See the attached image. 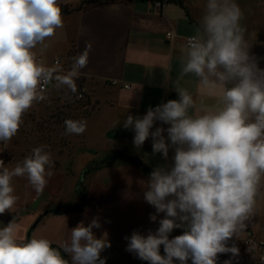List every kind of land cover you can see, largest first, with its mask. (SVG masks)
<instances>
[{
	"label": "clouds",
	"instance_id": "clouds-1",
	"mask_svg": "<svg viewBox=\"0 0 264 264\" xmlns=\"http://www.w3.org/2000/svg\"><path fill=\"white\" fill-rule=\"evenodd\" d=\"M243 19L236 0H207L195 35L180 46L182 66L174 88L179 99L149 107L142 117L128 115L123 122L134 131L137 149L151 137L153 155L167 160L174 152L171 165L156 166L141 181L144 200L155 209L149 219L155 222L164 214L158 229L124 237L125 250L148 264H218L220 254L239 255L229 241L253 214L264 180V69L249 53ZM63 24L58 0H0V142L17 134L23 115L47 99L49 85L77 93L90 43L66 73L59 63L46 66L33 51L37 45L47 48L45 40ZM189 74L198 79L199 99L179 86ZM206 98L215 102L208 104ZM156 122L169 127L153 131ZM64 123L67 135L82 134L87 127L84 120ZM45 149L34 147L11 169L0 159V214L17 202L13 177L26 175L37 194L43 192L54 166ZM101 227L98 217L87 226L81 221L70 230V242L57 248L35 236L19 242L17 226L10 222L0 228V264H106L101 253L111 247L108 233L97 238L93 232ZM174 229L183 233L170 239Z\"/></svg>",
	"mask_w": 264,
	"mask_h": 264
},
{
	"label": "crops",
	"instance_id": "crops-1",
	"mask_svg": "<svg viewBox=\"0 0 264 264\" xmlns=\"http://www.w3.org/2000/svg\"><path fill=\"white\" fill-rule=\"evenodd\" d=\"M90 1L58 0L63 27L45 40L47 48L37 45L33 50L46 66L60 61L66 73L74 57L91 44L88 65L76 79L77 92L85 90L91 106V112L84 118L86 130L73 135L68 145L57 142L48 151L56 167L51 169L53 175L46 177L42 193L37 194L26 175L13 177L15 185L22 184L21 189L16 186L14 195L19 197L21 193L23 214L22 208L15 204L13 212L0 217V228L12 222L17 226L19 242L35 236L46 238L59 248L60 244L70 242V230L79 222L87 226L98 217L102 227L93 232L100 238L106 231L111 243L101 253L107 258L106 264H139L140 259L125 250L128 242L124 237H130L133 231L142 235L149 230L155 232L159 220L164 218L160 213L157 221L149 219L155 209L143 197L141 181H146L150 174L145 168L152 171L159 165H171L174 152L169 151L167 160L162 154L153 155L151 137L137 149L133 144L134 131L125 129L123 122L128 115L142 117L149 107L173 100L178 94L174 88L182 66L180 46L195 35L207 0ZM236 3L244 12L241 24L247 29L249 53L256 57L258 67L264 69V3L260 0H236ZM170 32L174 33L171 39L167 38ZM179 86L199 99L198 79L192 74L184 76ZM46 95L57 101L75 96L66 87L56 89L52 85ZM214 102L206 98V103ZM117 121L120 124L114 128ZM156 127L169 125L156 122L152 130ZM1 144L0 159H3L10 148L4 142ZM31 150V143L23 137L20 162ZM80 204L83 206L79 212H50ZM254 229L249 218L243 233L239 232L231 241L242 243L249 233L258 235ZM182 233L183 229H174L169 238ZM61 252L70 261V256L62 249Z\"/></svg>",
	"mask_w": 264,
	"mask_h": 264
},
{
	"label": "rangeland",
	"instance_id": "rangeland-1",
	"mask_svg": "<svg viewBox=\"0 0 264 264\" xmlns=\"http://www.w3.org/2000/svg\"><path fill=\"white\" fill-rule=\"evenodd\" d=\"M47 96V95H46ZM75 97L70 96L65 101H57L55 97L47 96V99L41 102H36L33 106L23 115V123L20 125V128L15 136L11 140L4 142L8 145L9 152L6 154V157L3 158L5 165L11 169L16 166L17 163H21V153L20 145L21 139L23 137L31 143L32 149L41 145L46 146V151H52L55 143L59 142L64 145L69 144L70 138L73 135L65 134V120H84V118L91 112V106L86 105L75 106ZM0 142V150H1ZM3 146V145H2ZM54 170L56 167V161L52 160ZM14 178L12 179V185L16 190V186H19L21 189L22 184H14ZM261 183V186L258 191L256 198V206L253 214L250 216V222L255 228L254 231L258 233L261 238H264V180ZM23 200L20 196L17 199L16 204L22 208L21 214H23ZM15 207V205H14ZM14 207L11 211L7 213L0 214V217H7L9 213L14 211ZM240 233H243L241 230ZM233 243L239 248V255L237 257H232L230 253L220 254L223 257L222 264L224 260L232 259L233 264H256L254 259L244 256L242 251L241 242L229 241V246ZM139 264H148L147 261L140 260Z\"/></svg>",
	"mask_w": 264,
	"mask_h": 264
},
{
	"label": "built area",
	"instance_id": "built-area-1",
	"mask_svg": "<svg viewBox=\"0 0 264 264\" xmlns=\"http://www.w3.org/2000/svg\"><path fill=\"white\" fill-rule=\"evenodd\" d=\"M260 1L264 3V0H260ZM173 37H174L173 32L167 33V38L171 39ZM56 63L60 64V61H55V64ZM49 87L50 85L48 86L46 93L49 91ZM125 88L129 89L130 87L125 86ZM74 97L76 103L75 106L84 107L88 104L87 93L85 90H81L77 92ZM241 252L244 254V256L254 259L256 264H264V238H261L257 234L249 233L242 241ZM161 255H164V252H162ZM175 264H178V262H175Z\"/></svg>",
	"mask_w": 264,
	"mask_h": 264
},
{
	"label": "trees",
	"instance_id": "trees-1",
	"mask_svg": "<svg viewBox=\"0 0 264 264\" xmlns=\"http://www.w3.org/2000/svg\"><path fill=\"white\" fill-rule=\"evenodd\" d=\"M94 1H95V0H92V1H90V2H94ZM112 156H114V154H113ZM112 156H110V157H112ZM110 157H109V158H110ZM145 171L151 173V170L148 169V168H145ZM82 204H83V203H82ZM82 204H80V205H78V206L66 207V208H65V207H59V208H57V209L51 210L50 212L57 213V214H60V213H62V212H64V211H74V212H79V211L82 210V206H83ZM222 260H223V257H222L221 255H219L218 264H222ZM188 264H191V261H190V260L188 261Z\"/></svg>",
	"mask_w": 264,
	"mask_h": 264
},
{
	"label": "water",
	"instance_id": "water-1",
	"mask_svg": "<svg viewBox=\"0 0 264 264\" xmlns=\"http://www.w3.org/2000/svg\"><path fill=\"white\" fill-rule=\"evenodd\" d=\"M172 98H173V100H178L179 99V95L178 94L177 95H174ZM82 180L83 179L80 180L79 185H78V188H80V186L82 184Z\"/></svg>",
	"mask_w": 264,
	"mask_h": 264
}]
</instances>
